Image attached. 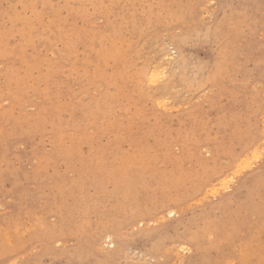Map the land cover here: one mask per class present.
Here are the masks:
<instances>
[{"label":"rangeland","instance_id":"374dc122","mask_svg":"<svg viewBox=\"0 0 264 264\" xmlns=\"http://www.w3.org/2000/svg\"><path fill=\"white\" fill-rule=\"evenodd\" d=\"M0 264H264V0H0Z\"/></svg>","mask_w":264,"mask_h":264},{"label":"bare ground","instance_id":"6f19581e","mask_svg":"<svg viewBox=\"0 0 264 264\" xmlns=\"http://www.w3.org/2000/svg\"><path fill=\"white\" fill-rule=\"evenodd\" d=\"M152 79H153V78H152ZM257 147H258V146H257ZM257 147H256V148H257ZM256 153H257V152H256ZM250 166H251V165H250ZM232 175H233V174H232ZM173 212H174V211L172 210V211H170L169 213H170L171 215H173V214H174ZM105 237H106V238H110V239L113 238V237H112V234H106Z\"/></svg>","mask_w":264,"mask_h":264}]
</instances>
